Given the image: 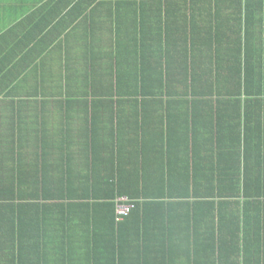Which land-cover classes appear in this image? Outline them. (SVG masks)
Returning a JSON list of instances; mask_svg holds the SVG:
<instances>
[{
	"label": "crops",
	"instance_id": "obj_1",
	"mask_svg": "<svg viewBox=\"0 0 264 264\" xmlns=\"http://www.w3.org/2000/svg\"><path fill=\"white\" fill-rule=\"evenodd\" d=\"M0 264H264V0H0Z\"/></svg>",
	"mask_w": 264,
	"mask_h": 264
},
{
	"label": "built area",
	"instance_id": "obj_2",
	"mask_svg": "<svg viewBox=\"0 0 264 264\" xmlns=\"http://www.w3.org/2000/svg\"><path fill=\"white\" fill-rule=\"evenodd\" d=\"M134 208L133 202L125 197H118L115 200V222H121L124 217L128 216Z\"/></svg>",
	"mask_w": 264,
	"mask_h": 264
}]
</instances>
